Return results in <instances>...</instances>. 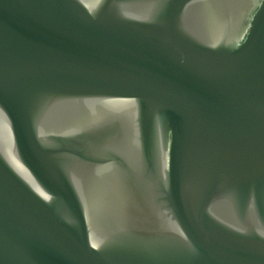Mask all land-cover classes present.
Wrapping results in <instances>:
<instances>
[{
	"label": "water",
	"instance_id": "1",
	"mask_svg": "<svg viewBox=\"0 0 264 264\" xmlns=\"http://www.w3.org/2000/svg\"><path fill=\"white\" fill-rule=\"evenodd\" d=\"M0 264H264V0H0Z\"/></svg>",
	"mask_w": 264,
	"mask_h": 264
}]
</instances>
